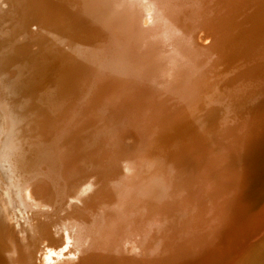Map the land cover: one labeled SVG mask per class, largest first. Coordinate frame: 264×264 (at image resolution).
<instances>
[{"label":"rangeland","instance_id":"1","mask_svg":"<svg viewBox=\"0 0 264 264\" xmlns=\"http://www.w3.org/2000/svg\"><path fill=\"white\" fill-rule=\"evenodd\" d=\"M165 1L152 23L188 1L202 22L197 39L181 40L187 53L168 83L150 57L126 65L131 39L157 31H135L141 8L125 15L122 0L0 6V82L14 119L0 140V204L26 264H233L263 235L264 0ZM170 38L156 49L162 59L180 48ZM149 77L156 84L147 82L146 105L135 110L140 147L123 150L113 112ZM39 105L43 119L33 117Z\"/></svg>","mask_w":264,"mask_h":264},{"label":"bare ground","instance_id":"2","mask_svg":"<svg viewBox=\"0 0 264 264\" xmlns=\"http://www.w3.org/2000/svg\"><path fill=\"white\" fill-rule=\"evenodd\" d=\"M161 3H160V2ZM165 0H141V1H139V0H127V3H128V5H124V7H122V5L125 3L126 4V1H123L122 0V4H120L118 7H120L119 8V11L121 10V11H123L124 12V14L126 15V13H130L131 12V14H132V12H134V14H136V9L137 8H141V12L143 13H141V15H140V18H139V20H138V23H139V25H137V23L135 24V22L133 23V26L135 27V31H138V32H140L141 34H146V32H149V31H144V29H146V28H150V29H152V27H154V26H156V30L157 31H154L155 33H153V35L155 34V36H153V37H151L152 39L151 40H149V41H142L143 40V38L141 37V36H139L138 38H133V39H131V41H130V43H129V48H127L128 49V53H129V57H128V60H127V67L128 66H130V65H132L133 66V64H135L137 61H141V60H145V58H147V57H150V58H152L153 59V61L156 63V71H157V73H156V77H158V78H160L162 81H164V82H166V83H168V82H173V77H174V74H175V70L177 69L178 70V68H177V65H179V63H178V59L180 58V57H182L183 58V56H185V54L187 53V48H188V46H186V43H185V45H184V42H182L181 40H184V38L185 37H187V36H192V39L193 38H198V35H197V32H196V28H198V27H200L201 28V26L200 25H202V22L200 23L198 20H196V19H198V17H196L195 16V14H194V12H193V9H192V5L194 4L193 2H186V0H185V2L187 3V5H185V4H181L182 6H183V8H182V10L179 12V10H177V12L176 13H174V15L173 16H171L169 19H167V21L165 22V21H160L159 19H158V21H154L153 23H152V21H153V18L155 17V13L157 12V6H158V2L160 3V5H161V7H162V4H163V2H164ZM167 1V0H166ZM165 1V2H166ZM3 2L5 3L4 5H5V7H6V2H5V0H0V6L3 4ZM137 2H142V3H140V5H138L137 4ZM4 5H2V6H4ZM181 7V6H180ZM8 8L10 9V6L8 5ZM7 12V8L4 10V11H0L1 13H4V12ZM118 11V12H119ZM120 13V12H119ZM118 13V15L120 16V14ZM8 14V13H7ZM7 14L5 15V16H7ZM133 15V14H132ZM4 16V15H3ZM4 16V17H5ZM6 18V17H5ZM4 18V19H5ZM117 18V17H116ZM117 20V19H116ZM1 21V20H0ZM110 21H112V20H110ZM114 22H115V20H114ZM166 23H167V27H171V29H169V34H168V37H171V38H173V40H175L177 43V46L178 45H180V48H176L175 50H174V52L171 54V55H169V56H167L166 58L164 57V55H163V58L164 59H162L161 57H159L158 56V53L156 52V49H158V46H159V44L160 43H162V42H164V40L166 39V38H168V37H165V38H163V36L161 35V34H159V32H158V30H160V31H164V30H166ZM141 26V27H140ZM146 27V28H145ZM144 28V29H143ZM150 29H146V30H150ZM199 29V28H198ZM143 34V35H144ZM163 38V39H162ZM171 38H170V40H171ZM199 40V39H198ZM175 41H172V42H175ZM143 43L142 45H141V43ZM171 42V41H170ZM193 43L196 45L197 43H198V41H196V40H194L193 41ZM200 43V42H199ZM188 44V43H187ZM173 45V44H172ZM191 45V44H190ZM157 47V48H156ZM173 48V47H172ZM218 47H212L211 49H214V51L217 49ZM197 49V48H196ZM191 50V49H190ZM191 53V52H190ZM167 55V54H166ZM157 56H158V58H157ZM149 58V59H150ZM143 60V61H144ZM146 61V60H145ZM140 63V62H139ZM138 63V64H139ZM137 64V65H138ZM143 64V63H142ZM142 64H141V66H142ZM150 64V63H149ZM148 64V65H149ZM136 65V64H135ZM134 65V66H135ZM136 65V66H137ZM145 65V64H144ZM147 65V66H148ZM152 65V64H151ZM138 66H140V65H138ZM137 66V67H138ZM141 66H140V68H141ZM147 66H145V67H147ZM153 66V65H152ZM131 68V67H130ZM152 68V67H151ZM143 69H144V67H143ZM145 70V69H144ZM143 70V71H144ZM147 70H149V69H147ZM152 70V69H151ZM151 70H150V74H151ZM128 71H129V69H128ZM153 71V70H152ZM138 72H139V69H138ZM142 71H140L139 73H141ZM144 74H145V71L143 72V76H144ZM19 75V74H18ZM139 75V74H138ZM140 75H142V74H140ZM139 75V76H140ZM146 75H147V73H146ZM149 75V74H148ZM148 75L147 76H145V77H148ZM17 77V76H16ZM15 77V78H16ZM20 77V76H19ZM138 77V76H137ZM140 78V77H139ZM17 79V78H16ZM137 79V78H136ZM136 79H135V81H134V83L136 82ZM140 79H142L143 80V77L142 78H140ZM159 79V80H160ZM137 80H139V79H137ZM154 79L152 78V80H151V78L149 77V78H145V83H143L141 86H140V83H138V84H135L134 85V87H128V89L126 90V91H124L123 92V95L121 96V102H119V104H118V106H117V108L115 109V111L113 112L114 113V115L115 116H118V117H120L121 118V123H122V125L123 126H121V124H120V126L122 127V128H119V133H118V135L116 136L117 138V141L119 142V144H120V146L121 147H123V148H121V149H123V150H127L126 149V147L127 148H130V149H132V148H135V146H137L138 145V147H140L139 146V144H138V140L140 139V135L137 133V130H136V128H139V126L137 127L136 125H135V123L134 122H136V121H138L137 123H138V125H139V121H140V119H141V117H140V119L139 120H136L135 118H137V116H136V113L138 114L139 112H135V110H136V107H137V105H141V104H145L144 103V101H143V96H144V98L145 97H147V95H148V92L149 91H151V87H148V85H146L147 84V82H150L151 84H154V82L155 81H153ZM158 80V81H159ZM194 80V79H193ZM55 82V81H54ZM143 82V81H142ZM2 83H4V82H2ZM8 83V82H7ZM10 83V82H9ZM11 83H12V81H11ZM194 83H195V85H194ZM197 83H198V81H194L193 82V85L192 86H196L197 85ZM13 84H15L14 82H13ZM149 84V83H148ZM155 84H156V82H155ZM249 84V83H248ZM9 85V84H8ZM137 85V86H136ZM6 85H4V87H5ZM9 87H11V86H9ZM136 87V88H135ZM171 87H172V85H171ZM175 87V86H174ZM177 87V86H176ZM8 88V87H7ZM193 88V87H192ZM10 89V88H9ZM15 89H17V87L15 88ZM160 89H161V87H160ZM171 89V88H170ZM5 90V89H4ZM3 86H2V84H1V82H0V140L1 139H3L5 136H6V134L9 132V129H10V127H11V125H12V122H13V115H12V112H11V110L9 109V103L7 102V100H6V98H4V95L2 94L3 93ZM20 90V89H19ZM163 90V89H162ZM194 90V89H193ZM6 91H8V90H6ZM12 91H13V89H12ZM46 91V90H45ZM155 91V90H154ZM10 92V91H9ZM8 92V93H9ZM195 92V91H194ZM166 93V92H165ZM45 94V93H44ZM47 94V93H46ZM50 94V93H49ZM49 94H48V96H49ZM162 94H163V92H162ZM189 94H191L190 92H189ZM5 96H6V94H5ZM41 96V95H40ZM46 97H47V95H45ZM160 96V95H159ZM158 96V97H159ZM184 96V95H183ZM186 96V95H185ZM232 96V95H231ZM264 96V95H263ZM44 97V96H43ZM161 97H162V95H161ZM172 97V96H171ZM234 97V96H233ZM259 97H261V96H259ZM174 98V97H173ZM172 98V99H173ZM240 98V97H239ZM44 99H45V97H44ZM151 99V98H150ZM155 99V98H154ZM160 99V98H159ZM262 99V98H261ZM260 99V100H261ZM187 100H188V98H187ZM45 101H46V99H45ZM157 101V100H156ZM234 101V100H233ZM262 101V100H261ZM40 102H43V100H41ZM155 102V101H154ZM235 102V101H234ZM259 103H260V101H259ZM264 103V102H263ZM152 104H153V106H152ZM150 106H149V108H146V111H147V109H155V103H152ZM146 105V104H145ZM157 105V104H156ZM237 105V104H236ZM259 106H261L260 104H258ZM264 105V104H263ZM152 106V107H151ZM41 107H43V106H41V105H39V106H37L36 108H35V110H36V114L33 116L34 118L36 117V119L38 118L37 116L40 114V112H41ZM57 107V106H56ZM59 108V107H58ZM141 108V107H140ZM144 108V109H145ZM171 108V107H170ZM230 109H232V107L230 108ZM233 109H234V106H233ZM261 109H263V107L261 108ZM138 110V109H137ZM149 111V110H148ZM156 111V110H155ZM261 111V110H260ZM233 112V111H232ZM257 112H258V110H257ZM150 112H148V114H149ZM255 113V112H254ZM139 114H141V113H139ZM138 114V115H139ZM156 114H157V112H156ZM15 115V114H14ZM211 115V114H210ZM256 115V114H255ZM258 115V114H257ZM256 115V116H257ZM43 116H44V113H42L41 114V116L39 115V117L40 118H42L43 119ZM149 116V115H148ZM161 116H162V114H161ZM207 116V115H206ZM256 116H255V118H256ZM144 117V116H143ZM142 117V118H143ZM209 117V116H208ZM220 117V116H219ZM139 118V117H138ZM151 118V117H150ZM162 118V117H161ZM212 118V117H211ZM229 118V117H228ZM227 118V119H228ZM156 119V118H155ZM163 119V118H162ZM167 119V118H166ZM205 119V118H204ZM136 120V121H135ZM146 120V119H145ZM226 120V119H225ZM143 121V120H142ZM141 121V122H142ZM149 121V120H148ZM160 121V120H159ZM201 121H204V120H202V118H201ZM210 121H212V123L210 122ZM224 121V120H223ZM39 122H41V121H39ZM158 122V121H157ZM168 122V121H167ZM206 122H207V125H214V123H213V119L211 120V119H208V120H206ZM205 122V123H206ZM143 123V122H142ZM204 123V122H203ZM221 123V122H220ZM227 123V122H226ZM254 123V122H253ZM261 123V122H260ZM166 124V123H165ZM170 124V123H169ZM223 124V123H222ZM263 124V123H262ZM81 125V124H80ZM84 125V124H83ZM82 125V126H83ZM160 125H162V123L161 124H159V126ZM164 125V124H163ZM167 125H168V123H167ZM260 125V124H259ZM79 126V125H78ZM77 126V127H78ZM86 126H87V124H86ZM118 126V125H117ZM206 126V125H205ZM204 126V127H205ZM215 126V125H214ZM81 127V126H80ZM111 126H109V127H107L106 129L107 130H105V131H103L104 133L106 132V133H109V132H111V129H109ZM203 127V128H204ZM209 127V126H208ZM207 126L205 127V128H207V129H209ZM260 127V126H259ZM82 128V127H81ZM84 128V127H83ZM202 128V127H201ZM211 128V127H210ZM218 128H220V127H218ZM79 129V128H78ZM85 129H87V127L85 128ZM140 129V128H139ZM150 129V128H149ZM212 129H216V128H212ZM143 130V129H142ZM152 130V129H151ZM159 130V129H158ZM163 130V129H162ZM205 130V129H204ZM210 130V129H209ZM209 130H208V132H209ZM217 130V129H216ZM102 131V130H101ZM141 131V130H140ZM202 131V130H201ZM139 132V131H138ZM212 131L210 130V133H211ZM216 132V131H215ZM105 133V134H106ZM144 133V132H143ZM142 133V134H143ZM159 134H160V132H159ZM183 134V133H182ZM197 136V135H196ZM257 136V135H256ZM11 138V137H10ZM115 138V137H114ZM210 138V137H209ZM64 139V138H63ZM247 139V138H246ZM6 141H7V139H6ZM62 141V140H61ZM249 141V140H248ZM139 142H141L142 143V141H139ZM3 143V142H2ZM230 144H231V142H230ZM250 145V144H249ZM142 146V145H141ZM200 146V145H199ZM1 148V147H0ZM229 148V147H228ZM249 148V147H248ZM193 149V148H192ZM197 149H198V147H197ZM1 150V149H0ZM133 150V149H132ZM135 150H137V148L135 149ZM139 150V149H138ZM137 150V151H138ZM141 150V149H140ZM199 150H201V149H199ZM199 150H197V152L199 151ZM195 151V150H194ZM193 151V153H191V155H190V157L189 158H191V160H193V163L194 162H196L197 161V159L199 158L198 157V154L197 155H195V152ZM250 151H252V150H250ZM191 152V151H190ZM131 153V152H130ZM185 153H188V152H185ZM184 153V154H185ZM204 153H205V151H204ZM247 153V152H246ZM228 154V153H227ZM245 154V153H244ZM183 155V154H182ZM202 156V155H201ZM246 156V155H245ZM253 156V155H252ZM183 157V156H182ZM181 157V158H182ZM184 157H187V155L186 156H184ZM187 159V158H186ZM204 159V158H203ZM180 160V159H179ZM178 160V161H179ZM190 160V159H189ZM206 160V159H205ZM185 161V160H184ZM200 161V160H199ZM187 162H188V160H187ZM186 162V163H187ZM200 162H203V161H200ZM222 162V161H221ZM245 162V161H244ZM251 162V161H250ZM180 163V162H179ZM182 163V162H181ZM190 162H188V164H189ZM219 163V162H218ZM184 165H185V162L183 163ZM182 164V165H183ZM187 164V166L189 167V165ZM198 164V163H197ZM249 164V163H248ZM181 165V166H182ZM190 165L192 166V162L190 163ZM196 165V164H195ZM194 166V165H193ZM222 167L223 166H221V169H222ZM228 167V166H227ZM226 167V168H227ZM241 167V166H240ZM183 169V168H182ZM248 170V169H247ZM252 171V170H251ZM248 173V172H247ZM253 173V172H252ZM224 174V173H223ZM1 176H2V174H1ZM181 176V175H180ZM3 177V176H2ZM180 179H182V178H180ZM179 179V180H180ZM183 180V179H182ZM3 181V180H2ZM209 181V180H208ZM5 182H6V180H5ZM4 182V183H5ZM3 183V182H2ZM206 183V182H205ZM212 183V182H211ZM214 184V183H213ZM212 184V185H213ZM167 185V184H166ZM165 185V186H166ZM186 185V184H185ZM184 185V186H185ZM203 185V184H202ZM208 185H210L209 183H208ZM187 186V185H186ZM4 187V186H3ZM205 187H208V186H205ZM211 187V186H210ZM166 188V187H165ZM182 188V187H181ZM186 188V187H185ZM1 189V188H0ZM184 189V188H183ZM204 189V188H203ZM208 189V188H207ZM210 189V188H209ZM2 190V189H1ZM33 190H34V188H33ZM33 190H31V192L33 193ZM186 190H188V193H186V194H188L189 195V189H187L186 188ZM212 190V189H211ZM184 191V190H183ZM206 191V190H205ZM28 192H30V191H28ZM187 192V191H186ZM208 192H210V191H208ZM212 192H214V190L212 191ZM37 193V192H36ZM180 193V192H179ZM206 193V192H205ZM185 194V193H184ZM208 194V193H207ZM213 194V193H212ZM37 195V194H36ZM171 195V194H170ZM180 195V194H179ZM4 196V195H3ZM185 196V195H184ZM187 196V195H186ZM210 196H212V195H210ZM209 196V197H210ZM10 197H12V193H11V196ZM180 197H182V195L180 196ZM0 198H2L1 196H0ZM168 198V197H167ZM174 198H177L176 196L174 197ZM12 199V198H11ZM178 199H179V197H178ZM181 199H183V198H181ZM208 199H210V198H208ZM216 199V198H215ZM6 200V199H5ZM174 200V199H173ZM172 200V198H171V201L170 202H172L173 201ZM184 200V199H183ZM175 201V200H174ZM178 201V200H177ZM181 200H179L178 202H180ZM210 201V200H209ZM14 202V201H13ZM3 203V202H2ZM169 203V202H168ZM167 203V204H168ZM174 203V202H173ZM178 204V203H177ZM176 205V204H175ZM9 206V205H8ZM169 206V205H168ZM167 206V207H168ZM180 206V205H179ZM5 207V206H4ZM173 207H174V205H173ZM177 207V206H176ZM181 207V206H180ZM171 208V207H170ZM182 208V207H181ZM184 208V207H183ZM9 209V208H8ZM169 209V208H168ZM173 209H175V207L174 208H172L171 210H173ZM14 211V210H13ZM168 211V210H167ZM9 213V212H8ZM171 213V212H170ZM174 213V212H173ZM176 213V212H175ZM16 214V213H15ZM14 215V214H13ZM173 215V214H172ZM6 215H5V213H4V211H3V209H2V207H1V204H0V264H26V261L24 260L25 258V255H24V247H23V240H22V236H19V234L17 233V231H14L13 232V230H12V228L10 227V224H9V222H8V219L5 217ZM10 218V217H9ZM173 218V217H172ZM179 218V217H178ZM183 218V217H182ZM174 219V218H173ZM170 219H168V221H169ZM178 220V219H177ZM176 220V221H177ZM180 220V219H179ZM18 221V220H17ZM168 221H167V223H168ZM175 220H174V222H176ZM184 221H185V219H184ZM182 222V221H181ZM163 223H165V222H163ZM14 224V223H13ZM12 225V224H11ZM160 225V224H159ZM171 225L172 226H174L172 223H171ZM170 225V226H171ZM165 226V225H164ZM169 226V227H170ZM15 227V226H14ZM18 227V226H17ZM167 227H168V225H167ZM167 227L165 228V229H167ZM161 228H163V227H161ZM176 228V227H175ZM169 229V228H168ZM170 229H171V227H170ZM178 229V228H177ZM164 230V229H163ZM20 231V230H19ZM175 231V230H174ZM171 232V231H170ZM173 232V231H172ZM22 234V233H21ZM263 235L260 237V239L258 240V241H256L254 244H253V246H251L249 249H248V251L244 254V256L241 258V259H238L235 263H233V264H264V233H262ZM260 236V235H259ZM154 237V233H152L151 234V238H153ZM155 238V237H154ZM130 247L131 246H124L123 247V250H124V252H129L131 249H130ZM216 251V250H215ZM124 256V254H122V257ZM121 257V256H120Z\"/></svg>","mask_w":264,"mask_h":264}]
</instances>
